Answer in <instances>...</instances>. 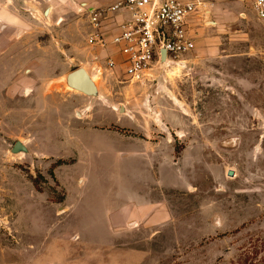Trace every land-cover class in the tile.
<instances>
[{"label": "rangeland", "instance_id": "obj_1", "mask_svg": "<svg viewBox=\"0 0 264 264\" xmlns=\"http://www.w3.org/2000/svg\"><path fill=\"white\" fill-rule=\"evenodd\" d=\"M248 6L200 12L195 48L142 83L116 55L105 69L84 14L0 25V264L259 263L264 18ZM78 67L96 95L65 84Z\"/></svg>", "mask_w": 264, "mask_h": 264}, {"label": "built area", "instance_id": "obj_2", "mask_svg": "<svg viewBox=\"0 0 264 264\" xmlns=\"http://www.w3.org/2000/svg\"><path fill=\"white\" fill-rule=\"evenodd\" d=\"M248 1L255 16L264 18V0ZM199 4L198 0H105L98 6L79 2L75 12L85 16L86 45L106 52L105 69L117 65L118 54L124 75L130 82L142 83L155 64L178 59L195 48L191 19L199 14ZM110 23L113 31L108 34Z\"/></svg>", "mask_w": 264, "mask_h": 264}, {"label": "crops", "instance_id": "obj_3", "mask_svg": "<svg viewBox=\"0 0 264 264\" xmlns=\"http://www.w3.org/2000/svg\"><path fill=\"white\" fill-rule=\"evenodd\" d=\"M8 4L0 3V25L2 29H6L9 24L11 25H21L26 26L27 20L22 17L20 14L22 10L29 12L33 17L37 18L36 15L42 14L48 11L49 13L47 18H52V16H56L59 20V23L66 19L67 14L70 10L75 11L79 2H85L87 5L98 6L105 3V0H34L33 4L30 0H22V5H17L14 3L16 0H9ZM195 1V0H192ZM200 2L199 6V14L200 12H204L207 10L210 16L215 20V22H220L221 20L227 18L226 16L237 12L244 5L245 0H198ZM249 4V1L247 0ZM45 5V6H43ZM249 7V6H248ZM250 9V8H249ZM203 10V11H202ZM199 14L195 15L191 19V27H193V23L195 20H198ZM240 14L246 15L245 12H241ZM45 17V16H44ZM112 24L106 25V28L109 29ZM65 31L70 36L73 33V37H76V25L69 24L65 27ZM86 31V30H85ZM111 34L113 29L107 30ZM86 34V32H85ZM66 36V35H65ZM85 39V35H84ZM114 48H111L113 51ZM116 57H119L116 54ZM98 89V86H97ZM127 203H125L126 207ZM134 223V222H133Z\"/></svg>", "mask_w": 264, "mask_h": 264}, {"label": "water", "instance_id": "obj_4", "mask_svg": "<svg viewBox=\"0 0 264 264\" xmlns=\"http://www.w3.org/2000/svg\"><path fill=\"white\" fill-rule=\"evenodd\" d=\"M65 82L68 86L87 95H96L98 90L88 72L83 67L75 68L66 74ZM26 146L19 140H16L11 148L12 152L26 151ZM232 176L233 172L228 171Z\"/></svg>", "mask_w": 264, "mask_h": 264}, {"label": "bare ground", "instance_id": "obj_5", "mask_svg": "<svg viewBox=\"0 0 264 264\" xmlns=\"http://www.w3.org/2000/svg\"><path fill=\"white\" fill-rule=\"evenodd\" d=\"M181 61L180 62H178L177 63V67H175V70L177 71L178 69H179V67H180V65H181ZM168 64V63H167ZM85 69V68H84ZM86 70V69H85ZM87 71V70H86ZM173 71V70H172ZM175 72V71H174ZM89 74V73H88ZM90 75V77H91V79L93 80V82H94V84L96 85V87H97V83H96V75L95 74H89ZM65 77H66V75H65ZM65 77H64V82H65ZM65 84H66V82H65ZM67 85V84H66ZM68 86V85H67ZM70 87V86H69ZM68 88V87H67ZM70 88H72V87H70ZM69 89V88H68ZM72 89H74V88H72ZM74 90H76V89H74ZM76 91H78V90H76Z\"/></svg>", "mask_w": 264, "mask_h": 264}, {"label": "trees", "instance_id": "obj_6", "mask_svg": "<svg viewBox=\"0 0 264 264\" xmlns=\"http://www.w3.org/2000/svg\"><path fill=\"white\" fill-rule=\"evenodd\" d=\"M256 241L264 243V237L260 236V237L256 238ZM258 264H264V256L260 257Z\"/></svg>", "mask_w": 264, "mask_h": 264}, {"label": "flooded vegetation", "instance_id": "obj_7", "mask_svg": "<svg viewBox=\"0 0 264 264\" xmlns=\"http://www.w3.org/2000/svg\"><path fill=\"white\" fill-rule=\"evenodd\" d=\"M48 13H49V9H48V11H46L45 13H44V16L47 18V16H48Z\"/></svg>", "mask_w": 264, "mask_h": 264}]
</instances>
